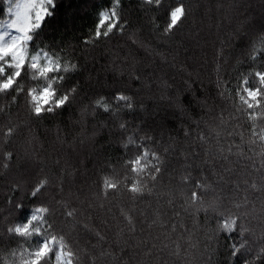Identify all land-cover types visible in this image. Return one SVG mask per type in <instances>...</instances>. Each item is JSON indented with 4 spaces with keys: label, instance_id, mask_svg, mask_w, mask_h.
Instances as JSON below:
<instances>
[{
    "label": "snow or ice",
    "instance_id": "snow-or-ice-1",
    "mask_svg": "<svg viewBox=\"0 0 264 264\" xmlns=\"http://www.w3.org/2000/svg\"><path fill=\"white\" fill-rule=\"evenodd\" d=\"M56 4L6 0L0 20V175L10 185L3 264H165V257L178 264L185 247L198 251L200 264H264V61L257 63L256 47L264 45V18L257 29L246 17L210 58L190 64L178 48L165 54L145 42L156 33L169 44L188 16L183 0H135L150 24L145 39L137 37L143 25L128 0H109L80 54L128 36L146 55L129 51L123 59L131 63L109 61L102 67L113 78L102 80L81 64L75 44L33 46ZM241 35L251 39L234 54L231 41ZM77 102V136L92 120L94 174L72 162L70 143L51 154L35 146L33 122L54 124L56 143L68 142L56 118Z\"/></svg>",
    "mask_w": 264,
    "mask_h": 264
},
{
    "label": "trees",
    "instance_id": "trees-1",
    "mask_svg": "<svg viewBox=\"0 0 264 264\" xmlns=\"http://www.w3.org/2000/svg\"><path fill=\"white\" fill-rule=\"evenodd\" d=\"M168 3H174L175 0H167ZM188 9L187 19L183 22L182 27L174 36L171 37L169 44L165 45L163 40H156V33L148 34L150 24L147 17L142 13L136 12L134 9L135 0H128V7L133 8L132 18L139 20L143 25L141 33L137 34L140 39H145V35L148 34L146 43H150L153 48L158 51H162L168 54L170 49H179L181 52V59H187L188 63H192V57H196L203 60V54H207L210 58L214 46L219 44L220 39L227 36L228 33L235 30L238 23L244 20L246 17L251 18V24L257 26L259 29V21L264 18V0H183ZM109 0H57L55 9H53L54 15L46 18L44 25L37 32V39L33 41V46L36 47L37 43L40 47L58 48L63 44H75L77 45V54L81 64H86L88 70L92 71L95 75L96 72L100 73V78L111 80L113 75L111 72H105L102 65L107 64L111 60H115L117 65L131 63V60L124 61V57L131 51L137 56L138 59L144 57L146 53L143 49H140L137 44L132 42L128 36L115 37L111 42L106 45H102L101 48L96 50H89L86 54H80L83 45L80 43L83 36L88 35V30L93 28L97 19V13L102 6H107ZM6 0H0V20L7 19L6 13ZM159 16L157 23L163 28L165 20L162 14H156ZM135 39V38H133ZM251 37H244L241 35L239 40H233V48L231 51L235 54ZM177 41L180 43L178 44ZM170 46V47H169ZM258 55L257 63L264 61V45L257 43L256 45ZM103 48H107L108 51H102ZM187 49V51H184ZM97 57L93 62L91 57ZM211 65L209 64V68ZM126 75V73H125ZM204 74L202 73V76ZM205 84L207 79L205 78ZM79 107L80 104L74 106V108L66 111L62 116L57 117L56 121L60 124L61 136H68V142L64 145H60L55 141V125L45 122H33L32 128L34 134L38 137L35 142V146L42 154H51L53 148L58 149L61 152L69 151L68 144H72V150L75 153L72 162L79 161L81 167H87L89 174H94L99 165L96 163V152L93 150V145L88 141V135L91 131V118L85 125L82 136H77L81 132L78 126L79 121ZM15 114V111H14ZM20 119H26L23 109L19 113ZM2 123V122H0ZM25 132L24 137L21 138L23 143L24 138L27 137ZM73 136H77L75 141L72 140ZM83 139V143H81ZM106 137H98V140H105ZM115 139V137H113ZM44 144V149H40V144ZM98 147V145H97ZM111 155H115L118 152L116 148H109L107 145L104 149ZM2 157H0V173H2ZM95 165V167H94ZM10 185H7L2 175H0V230L3 229L5 221L2 219L5 213V205L3 203L5 195L8 192ZM116 202L120 201V197H113ZM124 202H127V196L123 198ZM259 205H257L258 207ZM141 209H146V205L139 204ZM149 214L151 210L147 209ZM101 215H104L103 209H97ZM112 212L117 213V208L113 205ZM13 217H9V220H13ZM109 223L114 224L111 214L107 215ZM120 217L117 215V220ZM143 219V217H141ZM191 220L186 221V225L191 228ZM154 233L158 230H153ZM179 232V229H178ZM174 239L178 238V233L174 234ZM196 239V236H193ZM202 240L203 237L201 236ZM94 242V241H93ZM180 242L185 244V240L181 239ZM126 258V257H125ZM165 264H177L176 258L165 257ZM0 264H3L2 254H0ZM178 264H200V257L198 251L195 249H188L185 247V255L178 260Z\"/></svg>",
    "mask_w": 264,
    "mask_h": 264
}]
</instances>
